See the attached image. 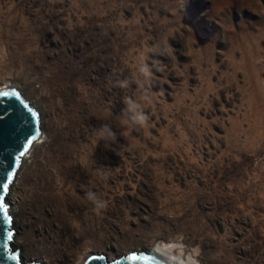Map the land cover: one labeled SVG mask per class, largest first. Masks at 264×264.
Returning a JSON list of instances; mask_svg holds the SVG:
<instances>
[{"label":"rangeland","instance_id":"1","mask_svg":"<svg viewBox=\"0 0 264 264\" xmlns=\"http://www.w3.org/2000/svg\"><path fill=\"white\" fill-rule=\"evenodd\" d=\"M2 85L43 131L10 186L26 261L264 264V0H0Z\"/></svg>","mask_w":264,"mask_h":264},{"label":"water","instance_id":"2","mask_svg":"<svg viewBox=\"0 0 264 264\" xmlns=\"http://www.w3.org/2000/svg\"><path fill=\"white\" fill-rule=\"evenodd\" d=\"M0 93H8L7 96H0V195L5 194L2 190V182L5 176L13 168L17 169L19 163L16 158H21L30 144L37 140L40 134L39 117L36 108L29 101L21 96L14 87H1ZM35 113V115H33ZM35 137V139H33ZM20 162V160H19ZM7 209L9 205L4 200ZM8 217L0 214V229L2 236L7 237L14 233L12 225V213ZM16 257V259H13ZM0 264H41L38 260L25 261L18 250L12 247L11 240H0ZM82 264H183L175 262L168 256L155 252L150 248L133 249L115 258H108L105 254H90Z\"/></svg>","mask_w":264,"mask_h":264},{"label":"bare ground","instance_id":"3","mask_svg":"<svg viewBox=\"0 0 264 264\" xmlns=\"http://www.w3.org/2000/svg\"><path fill=\"white\" fill-rule=\"evenodd\" d=\"M2 87H4L3 85H2ZM7 87H12V85H7ZM1 88V87H0ZM27 100V99H26ZM31 105H33V104H31ZM39 128H40V134H39V136H38V138H37V140L36 141H34V142H32V144H30V146L28 147V149L24 152V155L23 156H21V158H20V162H19V165L18 166H22V164L25 162V161H27V159L26 158H28L29 157V155H30V153H31V150H32V148H34L35 147V145H37L40 141H42V136L43 135H41L42 134V129H41V125L39 124ZM18 168V167H17ZM17 170V169H16ZM17 176L15 175L14 176V179L16 178ZM13 183V182H12ZM12 183L10 184V186L12 185ZM10 186H9V191L5 194V200H6V202H9V207H8V209H9V212L10 213H12V225L15 223V212L16 213H18V209H17V201H12V199H13V196H12V193H11V191H10ZM12 211V212H11ZM15 233H13L12 234V239H11V244L12 245H15L14 243V240H15V235H14ZM174 249H175V246H174V244H165V243H161V244H159V245H157V246H155L154 248H152L151 250H153V251H155V252H159V253H162V254H164V255H166V256H168L169 258H171L173 261H175V262H181V263H183V264H197L196 263V261L192 258V257H190V256H188L187 258L186 257H179V256H177V255H174V254H172V253H174ZM23 258V257H22ZM24 260H25V258H23ZM26 261V260H25Z\"/></svg>","mask_w":264,"mask_h":264},{"label":"snow or ice","instance_id":"4","mask_svg":"<svg viewBox=\"0 0 264 264\" xmlns=\"http://www.w3.org/2000/svg\"><path fill=\"white\" fill-rule=\"evenodd\" d=\"M8 93H0V96H7ZM33 115H35V113H33ZM35 139V137L33 138ZM32 140H29L28 143L32 144ZM24 153H21V156H23ZM20 160V157L16 158V163L18 164ZM16 172V169L13 168L10 172H8L5 176V181L6 182H2V190L4 193H7L9 191V186L10 184L13 182V176ZM5 198L3 195H0V214H2L3 216L8 217L9 220H11V217L8 216V209L7 206L5 205L4 202ZM0 223H2V221H0ZM12 239V235L11 233L8 234L7 237H3L2 236V229H0V240H11ZM13 259H16V257H13Z\"/></svg>","mask_w":264,"mask_h":264},{"label":"clouds","instance_id":"5","mask_svg":"<svg viewBox=\"0 0 264 264\" xmlns=\"http://www.w3.org/2000/svg\"><path fill=\"white\" fill-rule=\"evenodd\" d=\"M144 120H145V117L144 116L141 115V116L138 117V122L143 123ZM88 195H89V199L95 200L94 194L89 193ZM97 206L98 207H101V208L104 207V205L103 204H100V203H98Z\"/></svg>","mask_w":264,"mask_h":264}]
</instances>
